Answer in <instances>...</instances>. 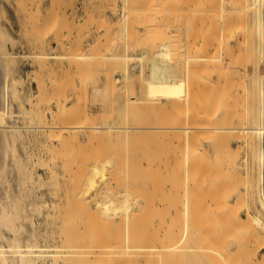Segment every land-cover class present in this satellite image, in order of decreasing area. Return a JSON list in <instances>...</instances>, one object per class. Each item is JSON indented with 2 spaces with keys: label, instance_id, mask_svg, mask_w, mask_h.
Here are the masks:
<instances>
[{
  "label": "rangeland",
  "instance_id": "1",
  "mask_svg": "<svg viewBox=\"0 0 264 264\" xmlns=\"http://www.w3.org/2000/svg\"><path fill=\"white\" fill-rule=\"evenodd\" d=\"M194 1L195 0H0V27L3 26V29L5 28L10 38H13L12 40L15 41V50L17 49L16 52L20 53V56L17 58L16 67L13 70V76L20 80V83H18V90H16L20 101L12 100V103L14 102L12 105L13 110L15 111L13 115L15 116L12 115L13 117H10V123L22 124V126L28 123L31 127L32 125L34 126V129L30 128V131L24 128V134H27L24 139H20L17 143L18 155H20L18 159L11 158L9 160L12 166L11 176L14 183L16 182L15 184H17L20 177V173H18L19 170L17 169L19 163L23 169L34 171L37 181H40V175L43 177V179L41 178L43 184L39 186L37 184L39 188L33 186L32 194H43L44 199L48 200L49 206H44V209L47 210L41 211L38 217L40 225H42L40 227L43 231L46 232L47 230L45 229L47 228L49 232L53 230L56 232V238L50 239L52 243L62 242L59 235L62 234V231L65 233L63 229L66 228V233H73L76 236L79 235V233V236L83 235L84 237L88 235L90 238L91 234H94V236L96 235L95 237L97 240L91 239L90 242L95 241L96 243L97 241L102 245H106V243L108 245H114L113 241L115 242V235L120 231L119 229H122L121 232H124V228L128 230L133 224V219L136 218L133 212H130L131 210H129V205L126 202L127 200L123 199L125 197H121V187L119 186L120 184L117 185L116 182L118 180L117 178H124V174L121 176L123 173H121V171L124 169L125 174L129 172L139 178L146 177L145 179L150 180L151 191L152 187L155 189V186L158 185L155 184L156 182L160 184L164 180V185L161 183L162 185H160L162 187L160 185L158 186L163 188V190L166 188L165 192L162 193L163 191L158 187V193L155 190L152 192V197H154V199L152 197L149 199L152 205L148 202L150 205L149 210L156 209L153 207L155 206L153 204L158 203L156 204L157 207L158 205L160 206V208H158L159 210H151L153 211V217L154 214L155 216L157 215L155 212L158 211H160L158 215L164 211V215L171 214L174 217L175 207L179 206V208H182V203L184 201L186 202L185 209L187 211H185L186 213L188 212V216L186 213L183 215L181 211L182 220L184 221L182 222L185 223L184 228L186 229L182 245L184 248L195 245L197 249L199 250L200 248L201 251L196 250V253H198L196 258L189 257L191 258L188 259L189 262L185 260L187 259L185 254V261L181 262V264H211L212 261L214 263L218 257L219 259L221 258L220 263L225 264L226 260L223 261L222 255L219 254V252L217 254L215 251L219 245L225 247L224 249L227 250L225 256L227 259H230L228 260L231 264H264V248L262 247L264 246V228L263 225L261 227V224L257 221L260 215L257 209L260 198L259 194L255 191L258 186L257 181H259L260 171L262 170L264 172V155L261 157L262 152L264 154V140L262 146L257 135L251 133V131H253L252 127H254L252 124L259 118V106L262 101L264 102V90L261 89L264 87V29L261 34L262 36H260L256 27V5L254 0H196L199 6H197V3ZM262 4L261 9L264 16V1ZM26 5L28 8L32 6L35 11L32 10L34 14L31 16L28 8L24 10ZM36 6L37 9H35ZM194 7L196 11L199 9L197 12L198 14L193 9ZM211 7H214V10ZM24 11L29 12H26V14ZM192 11L195 15L197 14V16L201 13L202 16L207 18H200L201 15L198 17L196 16V18L194 17L195 15L193 16L195 21L198 22L197 27H205L206 31L205 29H198L194 26V19L193 23L192 20H190L193 14ZM189 12H192V14ZM204 12L206 14L210 12L208 14L209 16ZM183 14L187 16H183ZM28 15L30 17H28ZM150 17H152L153 20ZM162 17H164V19ZM166 19L169 20L168 25L166 24ZM179 19L181 21L187 20L188 23L186 21V23H181ZM189 20L191 23H189ZM154 21L155 23L157 21L158 23L162 21V24H157L156 27L154 23L152 24ZM163 22L167 25V29ZM210 22L212 23L208 25ZM206 25H208V27ZM159 26H164L163 28H165V30H158ZM155 27L156 29L153 30L152 28ZM148 29L149 31L153 30V34L151 31V35L147 33ZM196 29H198L199 35H197ZM154 31H157V34L154 33ZM162 32L165 34L163 35ZM203 33L205 35H203ZM55 37L57 40L54 39ZM193 38L197 42L192 44ZM221 38H223L222 43ZM59 39H62L63 42L61 43ZM149 41L150 44L148 43ZM209 42H213V44H207ZM218 42L221 46L218 45ZM140 45H142V47ZM146 45H151L153 49L155 47L154 50L161 52L160 54L163 55L171 53L170 55L175 56L177 53L180 57H185L183 59L178 57V59L182 60L181 64V62L172 59L174 56H169L176 66V72L179 78H182L183 76L181 75L185 74L184 77L180 79L181 82L179 80L180 83L184 81L186 86V83L190 79L199 82L195 83L190 81L187 83L188 85L186 87L182 86L183 89H189L190 95L188 99H184L187 89L184 93L182 89L178 92V97H180L178 103V97H176L177 100H175L174 103V95L167 96L169 99L172 98L171 101L167 102L169 105L171 103L173 107L169 106L167 102L164 101L166 102V107L164 104L163 105L167 108L165 109L162 105L163 101H161L162 103L157 102L156 104V101L152 102L149 96H145L143 88L147 86V84L155 81V74L161 73V67L159 65H151L147 58H145L147 60L140 61L137 57L131 58L129 55L136 56L140 54L142 48ZM186 49L190 52L189 56L191 54L194 56L197 55L194 59H197L198 56H204V54L207 53L206 51L210 52L208 54L212 53L211 57L214 56L215 58H211V61L208 57L209 55L207 56L209 59L206 58L205 55V59L202 57V59H204L203 62H201V58L199 59V63L201 62V64L197 61L198 64L194 63L195 65L192 66V63H190L191 59H189V61L186 59L188 55V53L186 54ZM163 50L166 53H163ZM41 51L46 53L37 55V53ZM217 51H219V54ZM151 52L150 49H145V54H150ZM159 52L156 53L157 56ZM48 53L64 55L50 56ZM193 57L190 56L188 58ZM184 59L190 63V65L188 63L189 66L185 64L186 62H184ZM215 59L218 60L216 63ZM219 60L223 61L220 62ZM187 71L189 72L187 75L189 74V76H191L190 78L186 75ZM106 74L107 76H105ZM121 74H124L125 78H127V74H132V79L130 78V80L132 83L136 82L135 85L137 84V86H134L132 89L130 82L126 79L127 81L121 85L122 93L113 91L115 94L117 93V95L113 94V99H110L112 93L110 95L109 92L114 88L113 79L115 76ZM108 76L110 82L107 88L108 91H106V89H103L107 84L106 79ZM92 77H95L94 79L97 81ZM172 79L175 78L172 77ZM91 80H93V83H91ZM97 86H102L103 89L100 91L96 88ZM193 86L195 89L197 88L196 90L198 93L196 92V96L194 95L195 92L192 93ZM118 87H120V85ZM131 91L136 92L135 94L140 97L142 96V98L145 97L147 100L150 99V101L148 100L149 102L142 103L140 98H137L135 109L126 111L123 108L118 112L117 106L120 99L123 98L122 100H124L125 103L129 102V100L132 99L130 96ZM181 94L182 96H180ZM102 95L103 98L101 97ZM195 97L197 98L196 101ZM210 97L213 99L210 100ZM99 100H101V102ZM113 100H117L118 102L115 104L114 101L113 104L111 102ZM59 101H62L61 104L64 102L63 105H65H57ZM181 101H183V103L180 105L179 102ZM197 102L199 103L197 104ZM208 102L210 104L208 106L209 110L204 107ZM111 103L114 108L112 111ZM149 103L151 104L149 105ZM176 103L181 107L177 106ZM200 103L203 105L204 109L199 106ZM195 104L199 106L198 109L201 108L200 111L196 110L199 111L197 114L200 113L196 116L194 112L192 113L191 111L193 107H195ZM167 105L170 108H168ZM197 105L196 109L198 107ZM223 107L226 109L224 110ZM175 108L176 110L174 111L173 109ZM177 108H180V110L182 108L184 113L183 111H178ZM168 109L171 111H168ZM65 110L69 118L67 119V123H69L67 125H70L73 130H69L71 134L67 133L64 135L63 139H65L66 136V140L63 141L62 146L59 136L57 137V133L60 131H53L56 137L50 141L47 139L46 133L37 128L42 120L57 121L61 118V115L66 116ZM187 110L191 111L189 118L185 116ZM204 111H207V113L205 114ZM16 112H19V114H16ZM175 112L177 115L180 114L184 116L183 124L185 127H188L189 133L186 135L188 137H186L187 140L184 141L185 145L183 144L185 137L184 139L182 137L183 133L185 136V132L180 131V135L178 134L179 137L182 135L180 137L182 138V142H180L182 144H179V146H177V140L179 138H174V136L170 134L168 137L166 132H161L163 128L166 127L168 118L176 115H173ZM210 113H213L214 116ZM109 115L113 121H121L125 131H128L130 127H133L135 131L137 129L144 131L143 128H147L152 133H149V131L148 133L144 132L145 134H140L141 136L138 134L135 136H125L120 138L122 140H117L118 138H112L104 134H102V136L100 135L101 137H99V140L98 138L95 139V135L94 137H90V134H95L96 131L89 129L88 125H91V123L92 125L96 124L98 121L101 122L103 118L106 117L107 119ZM203 115H211V117L207 118V116L205 117ZM39 116L42 117L39 118ZM110 116L109 120L112 122ZM195 119L197 121L199 120L198 123ZM32 130H37V132H32ZM50 131L48 130L47 134L51 133L52 135V130L50 129ZM153 131L158 133H153ZM181 132L183 133L181 134ZM39 134L41 135L39 136ZM99 134L101 133L99 132ZM197 135L198 137H196ZM251 136H253V139ZM163 137L165 140H162ZM173 138L175 140H173ZM5 139L7 138L5 137ZM114 139L119 142L117 143ZM90 141H92L93 145ZM173 142H175V144ZM185 142H188V144ZM120 143L122 144L121 147L119 146ZM48 145L53 149L50 151V153L53 152L52 155L49 154L47 150ZM123 145L125 146L124 148ZM181 146L186 147L182 148ZM59 148L62 149L59 150ZM120 148H122V152ZM54 161L57 163H54ZM147 163L148 167L146 169ZM23 164L24 166H22ZM53 164H55L54 167ZM52 170H54V173H52ZM185 170L189 172L192 171L189 178L186 176ZM187 178L190 181L184 183L187 188L185 195L183 194V189L181 192L178 190L179 193H177V185L179 189L180 182L182 187V183L187 180ZM153 179H157L159 182L157 180L153 182ZM171 181H176L178 183H176L177 185L175 184L176 187H173V192L171 190L169 191L171 187L170 183H172ZM217 181L219 184L221 182L224 187L222 184L218 186L219 184H217ZM152 182L155 185H153ZM32 185L31 183L30 186L32 187ZM150 188H148L149 191ZM225 192H227V195ZM147 195L148 194H146V196ZM162 204L165 205V207H162ZM174 204H176L175 207L172 206ZM229 205H231V207ZM227 209L229 212L225 211ZM171 211L174 212L169 213ZM219 213L222 217H220L221 215ZM66 214V217H68L67 219L65 217ZM162 214L163 213H161V215ZM249 214L251 216H249ZM185 215L186 217L184 219L183 216ZM44 216L47 217V219H44ZM160 217L158 218V216H156L158 220L161 219ZM168 217L169 216L162 219L165 221V218ZM180 218L177 220V223L179 221L181 224ZM215 219L216 221H214ZM249 219L253 221L252 225V221ZM43 220L45 221L44 223ZM167 221L170 223L171 217L170 219L168 218ZM183 223L181 225H183ZM222 223H226V225H222ZM117 226L119 227L118 230ZM68 227L72 228L68 229ZM252 228L253 230L255 229L253 232L251 230ZM257 229L258 231H256ZM221 230H223V232ZM225 230L228 235L224 233ZM121 232L118 233L121 234ZM196 232H198V235ZM219 232L220 234L224 233L221 235L223 238L227 235L224 238L226 242L221 239V236H217ZM124 233H126L128 237V231ZM234 234H236L237 237ZM259 234L262 235V238ZM227 237L229 238V242H227ZM119 238L122 237H118L117 240ZM136 239L137 251L141 250L145 252L153 242V238H150V235L144 231L134 233V242ZM259 239L263 240L260 241ZM222 240V244L225 242L226 246H229V249L221 244ZM216 243L217 246H214ZM197 244L200 246L199 248ZM244 245L247 247L245 246L244 248ZM212 247H214V249H212ZM118 248L123 249L122 245L118 246ZM202 249L205 252L202 253ZM220 249L224 251V249ZM204 253H206V258L204 257ZM107 255L108 254L104 255L105 260H102L103 263L101 261L99 263L98 261L97 264H146V257H139L134 263H131L126 260H131L133 258L124 257L120 259V262H116L117 258H111V255L114 256L113 254L109 255V257ZM225 256L223 257L226 259ZM219 259L216 260L218 263ZM161 260L162 258H160V256H155L152 258V264H163L160 262ZM71 263L75 264L74 262L67 264ZM92 263L94 264L96 261H90V264ZM176 263L180 264L177 260ZM218 263L215 262V264ZM86 264H89V262ZM169 264L172 263L170 262Z\"/></svg>",
  "mask_w": 264,
  "mask_h": 264
},
{
  "label": "bare ground",
  "instance_id": "2",
  "mask_svg": "<svg viewBox=\"0 0 264 264\" xmlns=\"http://www.w3.org/2000/svg\"><path fill=\"white\" fill-rule=\"evenodd\" d=\"M199 1V0H198ZM204 1V0H203ZM202 1V2H203ZM209 1V0H208ZM214 1V0H213ZM213 1H211V2H213ZM216 1V0H215ZM219 1H222V0H219ZM233 1V0H232ZM263 1L264 0H254V2H255V5H256V18H255V20H256V22H257V24H256V27H257V30H258V32L260 33V36H262L261 34H262V31H263V29H264V16H263V13H262V3H263ZM33 2V1H32ZM35 2V1H34ZM127 2V1H126ZM194 2H196V0L194 1ZM36 3V2H35ZM197 4V6H199V4H198V2H196ZM205 3H207V2H205ZM210 3V2H209ZM221 3H223V2H221ZM220 3V4H221ZM29 4V3H28ZM31 4V3H30ZM33 4V3H32ZM126 4V3H125ZM195 4V3H194ZM203 4V3H202ZM202 4H201V6H202ZM208 4V3H207ZM211 4V3H210ZM34 5H36V4H34ZM33 5V6H34ZM214 5V4H213ZM221 5H223V4H221ZM28 6H30V5H28ZM215 6V5H214ZM203 7V6H202ZM205 7V6H204ZM220 7V6H219ZM25 8V9H24ZM23 9L24 10H26L28 7H27V5H26V7H24ZM198 8V7H197ZM208 8V7H207ZM212 9L214 8V7H211ZM4 9H5V7H4ZM35 9H37V6L35 7ZM194 10H195V7L193 8ZM18 10V9H17ZM28 10L30 11H26L27 13L29 12L30 13V16L32 15V14H34L33 12H32V10H33V7L31 6V7H29L28 8ZM48 10V9H47ZM189 10V9H188ZM193 10V11H194ZM199 10V9H198ZM198 10L196 11L195 10V12L197 13L198 12ZM214 10V9H213ZM3 11V10H2ZM34 11V10H33ZM49 11V10H48ZM85 11V10H84ZM191 11V10H190ZM192 11V12H193ZM7 12V11H6ZM20 12V11H19ZM25 12V11H24ZM25 12V13H26ZM35 12V11H34ZM68 12V11H67ZM86 12V11H85ZM188 12V11H187ZM192 12H189V13H191L192 14ZM211 12V11H210ZM209 12V13H210ZM26 13V14H27ZM87 13V12H86ZM90 13V12H89ZM205 13V12H204ZM208 13V14H209ZM213 13V12H212ZM212 13H211V16H212ZM4 14V13H3ZM49 14V13H48ZM48 14H46V15H48ZM64 14V13H63ZM187 14V13H186ZM184 15L183 14V16H187V15ZM190 14V15H191ZM198 14V13H197ZM197 14L195 15L194 14V12H193V14L191 15L192 16V18H191V16H190V20H192V23L195 21V19H194V17L196 18V16H197ZM206 14V13H205ZM208 14H206L207 16H209ZM84 15V14H83ZM182 15V14H181ZM195 15V16H194ZM201 15V13L198 15V16H200ZM29 15H28V17H30ZM194 16V17H193ZM197 16V17H198ZM202 16V15H201ZM200 16V18H203V19H207L205 16H202L201 17ZM155 17V16H154ZM213 17V16H212ZM211 17V18H212ZM25 18V17H24ZM150 18H152V17H150ZM161 18V17H160ZM163 19H164V17H162ZM180 18H181V16H180ZM187 18V17H186ZM185 18V19H186ZM209 18V17H208ZM163 19H161V20H163ZM193 19H194V21H193ZM145 20V19H144ZM150 20V19H149ZM152 20H153V18H152ZM158 20V19H157ZM167 20V22H166V24L168 25V22H169V20L168 19H166ZM189 20V21H190ZM199 20V19H198ZM137 21V20H136ZM151 21V20H150ZM156 21V20H155ZM155 21L154 22H152V24L154 23V26H156L157 27V24H162L161 22H159L158 23V21L155 23ZM160 21V20H159ZM181 20L179 19V22H180ZM188 23V21L187 20H182L181 21V23L182 22H184V23H186V22ZM201 21H202V19H201ZM204 21V20H203ZM208 21V20H207ZM143 22V21H142ZM147 22V21H146ZM138 23V22H137ZM143 23H145V22H143ZM147 23H149V22H147ZM164 23V25H165V22H163ZM172 23V22H171ZM173 23H174V20H173ZM177 23V22H176ZM189 23H191V21L189 22ZM198 22L197 21H195V23H193V24H195L194 26L195 27H197V24ZM212 22H210V23H208V25L209 24H211ZM150 24V23H149ZM148 24V25H149ZM167 25H165V28H166V26ZM201 25H203L202 23H201ZM200 25V26H201ZM208 25H206L207 27H208ZM1 26V25H0ZM149 27V26H148ZM152 27V26H151ZM156 27L155 28H152L153 30H155L156 29ZM161 26H159V28H158V30L159 29H161L160 31H162V30H165V28H163L164 26H162L161 28H160ZM202 27V26H201ZM201 27H199L200 29H205V27H204V25H203V27L204 28H201ZM212 27H213V25H212ZM227 27V26H226ZM146 28H147V26H146ZM198 28V27H197ZM198 28V29H199ZM167 29V28H166ZM198 29H196V33H197V35H199L198 34ZM146 30V29H145ZM152 30V31H153ZM171 30V29H170ZM225 30V29H224ZM144 31V30H143ZM151 31V30H150ZM150 31H149V29H148V32L147 33H150ZM151 31V32H152ZM159 31V32H160ZM201 31V30H200ZM205 31H206V29H205ZM157 31H154V33H156ZM204 32V31H203ZM146 33V34H147ZM163 33V32H162ZM195 33V34H196ZM212 33V32H211ZM152 34H153V32H152ZM157 34V33H156ZM160 34V33H159ZM165 33H163V35H164ZM206 34H207V32H206ZM141 35H142V33H141ZM144 35V34H143ZM150 35H151V33H150ZM197 35H195L196 37H198ZM203 35H205L204 33H203ZM214 35V34H213ZM148 36H149V34H148ZM194 36V38L196 39V37ZM225 36V35H224ZM57 37V36H56ZM56 37L54 38V39H56ZM210 37V36H209ZM58 38H60V37H58ZM150 38V37H149ZM149 38H148V40H149ZM166 38V37H165ZM171 38V37H170ZM194 38H193V41H192V44L193 43H196L197 41L196 40H194ZM204 38V37H203ZM206 38H207V36H206ZM261 38V37H260ZM13 39V38H12ZM11 38H10V36L7 34V32H6V30H5V28L3 29V26L2 27H0V264H67V263H70V262H74L75 264H86L87 262H89V264H90V261H92V262H94V261H96V263H94V264H97V262L99 261V263H100V261L102 262V260L104 259V255H106V254H108L107 256L109 257V255H111V254H113L114 256H112L111 255V258H113V259H116L117 261L116 262H120V259H122V258H124V257H130V258H133V259H131V260H126V261H129V262H131V263H134L139 257H146L145 258V263L146 264H152V258L153 257H155V256H160V258H162V260L160 261L161 263H163V264H169L170 262L173 264V262H174V260H175V262H174V264L176 263V260L178 261V263H180L181 264V262H184L185 260H188V259H191V258H196V255L198 254V253H196V250H198L197 249V247L195 246H193L192 245V247H194V248H192L191 246H187V247H183V242H182V240H183V238H184V232H185V228H184V224L185 223H183L184 221L182 220V214H181V211H182V213H183V215L186 213V207H185V204H186V202L184 201L183 203H182V205L181 206H183L182 208H179V206L177 207H175V205L176 204H174V205H172L173 207H175V212L174 211H171V212H169V213H172V212H174L173 214H174V217H173V215H171V214H166V215H164V211H162L161 213H163L162 215H161V213H160V215H158V212H160V211H158V212H155L157 215L156 216H158V218L160 217V216H162V217H160L161 219L160 220H158L157 218H156V216H155V214H154V217L152 216L153 215V211H151V210H159L158 208H160V206L158 205V207H157V205L156 204H158V203H156V204H153V205H155V206H153L154 208H156V209H151V210H149L150 209V205H152L151 203H150V197H152V192H154V190L157 192V189L159 190V188L163 191L162 193H164L165 192V189L163 190V188H161L162 186V184L161 183H163V185H164V180L159 184V183H155V184H158V185H160V186H155V189H153L154 187H152V191H151V188H150V180H148V179H145V178H139V177H137V176H135L134 174H132V173H124L125 172V170L123 169V171H121V176H123V174H124V178H122V177H120V178H117L118 180L116 181L117 182V185H119L121 188V190H120V194H121V197H125V198H123V199H126L127 201V203H128V205H129V210H131L130 212H133V215H135L136 216V218L135 219H133V224L129 227V229L128 230H125V228L123 229V231L125 232V231H128V237H127V234L126 233H124V232H121V228L119 229V227L117 226V230L119 229L120 231H118L119 233L121 232V234H119L117 231V233H118V235H117V233H116V235H115V242L113 241V244L114 245H112V244H109V245H112V246H109L107 243H106V245H102L101 243H98L97 241H96V243H95V241L94 240H97L96 239V235L94 236V234L92 235L91 234V238L90 237H88V235H86V236H84L83 237V235L82 236H79L80 235V233H79V235H75V234H73V233H71V234H73V235H71L70 233H66V231L65 230H67L66 228L65 229H63L64 230V232L65 233H63V231H62V234H60L59 235V237H60V239H61V243H52L51 241H50V239H54V238H56V232L53 230V231H51V232H49L48 231V229L46 228L45 230H47L46 232L45 231H43L42 230V228L40 227V226H42V225H40V221H39V217H38V214L41 212V211H44V210H47V209H44V206H49V204H48V200L47 199H44V196H43V194L42 195H33L32 193V191H33V186L35 187V186H37V184H38V186L40 185V184H43V181H42V179H43V177L40 175V181H37L36 180V177H35V172L34 171H32V170H28V169H23L22 167H21V164H19L18 163V165H17V169L19 170V172H18V170H17V172L18 173H20V177H19V179H18V183L17 184H15L14 183V181H13V179H12V166L10 165V163H9V160L12 158V159H18V157H19V155H18V148H17V143H18V141L20 140V139H24V137L26 136V134H24V128H26V129H28V131H30V128L31 129H34V126L32 125V127L30 126V125H28V123H27V125H23L22 126V124L20 125V124H13V123H10V117L13 115V114H15L14 112V110H13V103H12V100L14 99L15 101L17 100V101H20L19 99H18V96H17V91L16 90H18V83H20V80L17 78V77H15V76H13V70L15 69V67H16V63H17V58L20 56V53L19 52H16V50H15V41H13ZM211 39V38H210ZM209 39V40H210ZM212 39H213V37H212ZM215 39V38H214ZM57 40V39H56ZM60 40V42L62 43L63 41H62V39H59ZM58 40V41H59ZM206 40V39H205ZM208 40V41H209ZM216 40V39H215ZM220 40V39H219ZM222 40H223V38H221V43H222ZM214 41V40H213ZM57 42V41H56ZM223 42H225V41H223ZM60 43V44H61ZM139 43H141V42H139ZM149 44H150V41L148 42ZM219 43V42H218ZM205 44V43H204ZM207 44H213V42H209V43H207ZM37 45V44H36ZM35 45V46H36ZM64 45V44H63ZM62 45V46H63ZM137 45H139V44H137ZM180 45V44H179ZM178 45V46H179ZM196 45V44H195ZM218 45H220V43L218 44ZM141 47H142V45H140ZM183 46V45H182ZM213 46V45H212ZM221 46V45H220ZM40 47V46H39ZM152 46L151 45H146V46H144L143 48H142V51H141V53L140 54H138V55H136V56H133V55H129L131 58H134V57H137L138 59H140V61H143V60H149L148 62L151 64V65H155V66H160L161 67V73L160 74H155V76H156V79H155V81L154 82H152V83H149V84H147V86H145V84L143 83V85L145 86L144 88H143V92L145 93V96L147 95V96H149L150 97V99L152 100V102L153 101H156V104H157V102H159V103H162L161 101H163V103H162V105L164 104H166V102L167 101H171V99H169L167 96H170V95H174V97H173V102L175 103V100H177L176 99V97H178V92H180L183 88H182V86L183 87H186L188 84L187 83H189L190 81H192V82H195V83H199V82H197V81H195L194 79H193V77H192V79L194 80H189V78L191 77V76H189V74L187 75V73H189L188 71L186 72V75H187V77H189L188 78V82L186 83V86H185V83H184V81H182V83H180L181 82V80L180 79H182L183 77H184V72L182 71V73L184 74V75H181V76H183L182 78H179V75L177 74V72H176V66H175V64L173 63V60H171L170 59V57L169 56H174V55H170V54H165V55H163V54H160L161 52H159V51H156V50H154L155 49V47H154V49L152 48ZM206 47V46H205ZM35 48V47H34ZM192 48H193V46H192ZM197 48V47H196ZM140 49V48H139ZM145 49H150L152 52L150 53V54H145ZM184 49V48H183ZM189 49V48H188ZM208 49V48H207ZM222 49V48H221ZM261 49H262V46H261ZM42 50H44V49H42ZM47 50V49H46ZM165 50V49H164ZM163 50V53H166L165 51ZM175 50H176V48H175ZM215 50H216V48H215ZM185 51V50H184ZM191 51V50H190ZM194 51V50H193ZM202 51V50H201ZM35 52V51H34ZM138 52V51H137ZM157 52H159V54H158V56H157ZM196 52V51H195ZM207 53H205L204 54V56L206 57V58H212L213 59V57H211V54H208V53H210V52H208V51H206ZM215 52V51H214ZM218 52V54H219V51H217ZM44 53H46V52H43V51H41V52H39V53H37V55H39V54H44ZM176 53V52H175ZM185 53V52H184ZM188 53V55L186 56V59L189 61V59H191L190 60V63H192V66L193 65H195V64H198L199 63V59L201 58L202 59V57L204 58V56H202V57H199L198 56V58L197 59H194L195 57H197V55L196 56H194L193 54H191L190 56L191 57H193V58H188V57H190L189 56V54H190V52H188V50L186 49V54ZM192 53V52H191ZM199 53V52H198ZM197 53V54H198ZM50 56H62V55H64V54H50V53H48ZM195 54V53H194ZM22 55H24V54H22ZM26 55V54H25ZM28 55V54H27ZM199 55V54H198ZM209 55V56H208ZM214 55H215V53H214ZM177 56V57H176ZM208 56V57H207ZM216 56V55H215ZM229 56V55H228ZM23 57V56H22ZM25 57V56H24ZM174 57H176L177 59H178V57L180 58V59H183V58H185V57H180V55L178 54L177 55V53H176V55L174 56ZM172 58V59H174V61H179V62H181L182 60H180V59H176V58ZM145 58H147V59H145ZM208 58V59H209ZM215 58V57H214ZM221 58V57H220ZM194 59V60H193ZM205 59V58H204ZM204 59H202L201 60V62H203L204 61ZM212 59H211V61H212ZM219 59V58H218ZM185 61V59H184V62H186L185 64H187L188 65V61ZM196 60V61H195ZM216 61H215V63L218 61L217 59H215ZM197 61H198V63H197ZM220 61V60H219ZM221 61H223V60H221ZM220 61V62H221ZM226 61V60H225ZM201 62L199 63V64H201ZM228 62V61H227ZM190 63H189V65H190ZM195 63V64H194ZM214 63V64H215ZM138 64V63H137ZM178 64V63H177ZM181 64H182V62H181ZM180 64V65H181ZM184 64V63H183ZM184 64V65H185ZM203 64V63H202ZM213 64V65H214ZM222 64V63H221ZM180 65H178V66H180ZM188 65V66H189ZM181 67V66H180ZM193 68V67H192ZM198 69V68H197ZM183 70V69H182ZM194 70L196 71V69H195V67H194ZM200 70H201V67H200ZM195 71H194V73H195ZM96 72H98V71H96ZM104 72V71H103ZM197 72H199V71H197ZM211 72V71H210ZM93 73V72H92ZM101 73V72H100ZM99 73V74H100ZM181 73V74H182ZM193 73V74H194ZM212 73H213V71H212ZM192 74V75H193ZM198 74V73H197ZM134 75H136V74H134ZM194 75H196V74H194ZM105 76H107V74L105 75ZM125 75L124 74H121V75H117V76H115L114 77V79H113V84H114V88L111 90V92H109V94L111 95V93H112V95H111V97H110V99H113L112 98V96H113V94H115V92H113V91H116L117 93H122V91H121V85H123V83H125L127 80H128V82H130V85H131V88L133 89V87L134 86H137V84L135 85V83L136 82H133L132 83V81L130 80V78L132 79V74H127V78H125L124 77ZM211 76V75H210ZM209 76V77H210ZM34 77V76H33ZM172 77L173 78H175V79H172ZM212 77V76H211ZM259 77H260V75H259ZM93 78V77H92ZM95 78V77H94ZM93 78V79H94ZM99 78V77H98ZM134 78V77H133ZM195 78V77H194ZM31 79V78H30ZM127 79V80H126ZM140 79V78H139ZM201 79V78H200ZM203 79V78H202ZM211 79V78H210ZM94 80H96V79H94ZM102 80V79H101ZM135 80H136V78H135ZM179 80H180V82H179ZM198 80V79H197ZM92 82L91 83H93V80H91ZM97 81V80H96ZM204 81V80H203ZM202 81V82H203ZM206 81V80H205ZM216 81V80H215ZM221 81V80H220ZM109 82H110V78H109V76H108V78L106 79V85H105V88L103 89V87L102 86H97L96 88L97 89H99L100 91L103 89V90H105L106 89V91H108L107 90V88L109 87ZM142 82V81H141ZM210 82H211V80H210ZM95 83V82H94ZM139 83V82H138ZM194 83V84H195ZM210 84V83H209ZM215 84V83H214ZM220 84V83H219ZM120 85V87H118ZM140 85V84H139ZM196 85V84H195ZM198 85V84H197ZM216 85V84H215ZM207 86V85H206ZM211 86V85H210ZM217 86V85H216ZM194 87V86H193ZM208 87H209V85H208ZM199 88V87H198ZM212 88V87H211ZM93 89H94V87H93ZM135 89H136V87H135ZM187 89V92H186V97L184 98L185 100L186 99H188L189 98V89L188 88H186ZM186 89L184 88L183 90L184 91H182L183 93L186 91ZM193 90H192V93H194L195 92V96H196V92H197V88L195 89V87L194 88H192ZM195 89V90H194ZM261 89H263L264 90V87L263 88H261ZM262 90V91H263ZM146 91V92H145ZM200 91V90H199ZM142 92V93H143ZM202 92V91H201ZM104 93H105V91H104ZM108 93V92H107ZM106 93V94H107ZM117 93L115 94V95H117ZM136 92H134V91H131V94H130V96H131V100H129V102H127V103H125V101L124 100H122V99H120V101H119V104H118V106H117V110H118V112H120L121 111V109H123L124 108V110H126V111H129L130 109H135L136 108V103H137V98H140V101L142 102V103H147V102H149L150 101V99H148L147 100V98L145 99V97L144 98H142V96L140 97V96H138L137 94H135ZM198 93V92H197ZM264 93V92H263ZM69 94V93H68ZM103 94V93H102ZM176 94H177V96H176ZM201 94V93H200ZM61 95H63V94H61ZM121 95V94H120ZM199 95V94H198ZM263 95V94H262ZM146 96V97H147ZM180 96H182V94L180 95ZM208 96V95H207ZM211 96H214V95H211ZM264 96V95H263ZM102 98H103V95L101 96ZM116 97V96H115ZM118 97V96H117ZM148 97V98H149ZM160 97V98H159ZM199 97V96H198ZM67 98V97H66ZM69 98V97H68ZM205 98V97H204ZM60 99V98H59ZM105 99V98H104ZM118 99H119V97H118ZM179 99H180V97H178V100H177V103H178V101H179ZM184 99L182 98V100L184 101ZM199 99H200V97H199ZM211 99H213V98H211L210 97V100ZM13 100V101H14ZM197 100V98L195 97V101ZM264 100V99H263ZM100 102H101V100H99ZM109 101V100H108ZM114 101H115V104H116V102H118L117 100H113V101H111L113 104H114ZM164 101H166V102H164ZM183 101H181V102H179V104L181 105V103H183ZM199 101V100H198ZM203 101V100H202ZM223 101V100H222ZM260 101V100H259ZM61 102L62 101H59L58 103H57V105H59V106H64L63 105V103L61 104ZM110 102V101H109ZM206 102V101H205ZM111 103V104H112ZM155 103V102H154ZM176 103V105L177 106H179L178 104ZM195 103V102H194ZM199 102H197V104H198ZM204 103V102H203ZM213 103H214V100H213ZM221 103V102H220ZM228 103V102H227ZM113 104L111 105L112 106V108H111V111L114 109L113 108ZM151 103H149V105H150ZM167 104H168V102H167ZM173 104V103H172ZM197 104H195V107H193V109L191 110L192 111V113L194 112V115L196 116V115H198V114H200V113H198L197 114V112H199L200 111V109H198L199 108V106L200 107H202L203 109H204V107H205V109H207L208 108V106L210 105L209 104V102L206 104V106L204 105V107H203V105L200 103L199 104V106L197 105ZM223 104H224V102H223ZM164 105H163V107H164ZM169 105V104H168ZM168 105H167V107H168ZM176 105H175V107H176ZM196 105L198 106L197 107V109H196ZM216 105V104H215ZM226 105V104H225ZM45 106V105H44ZM90 106H92V105H90ZM96 106V105H95ZM169 106H171V103H170V105ZM194 106V105H193ZM222 106V105H221ZM220 106V107H221ZM47 107H48V105H47ZM52 107V106H51ZM66 107V106H65ZM65 107H64V109H65ZM96 107H98V106H96ZM165 107H166V105H165ZM164 107V108H165ZM171 107H173V105L171 106ZM179 107H181V106H179ZM260 107V109H259V118H258V120H256L255 121V123H253L252 125H254V127H252V129H253V131H251V127H250V131H251V133H253V134H256L257 135V137L259 138V140H260V143H262L263 142V140H264V102L262 101L261 102V105L259 106ZM104 108V107H103ZM168 108H170V107H168ZM219 108V107H218ZM217 108V109H218ZM224 108V107H223ZM106 109V108H105ZM116 109V108H115ZM165 109H167V108H165ZM172 109V108H171ZM226 108H224V110H225ZM20 110V109H19ZM174 111L176 110V108L175 109H173ZM177 110L178 111H183V109L181 108V110H180V108L178 109L177 108ZM196 110H199V111H196ZM208 110H209V108H208ZM66 111V110H65ZM110 111V112H111ZM115 111V110H114ZM168 111H171V110H169L168 109ZM173 111V112H174ZM191 111L190 110H187V112L185 113V116L187 117V118H189L190 117V115H191ZM196 111V112H195ZM203 111V110H202ZM218 111V110H217ZM103 112H105V111H103ZM177 112V111H176ZM173 113V115L174 114H176L175 116H173V117H171V118H168V121H166V127H164L163 128V130L161 131V132H163V133H165L166 132V134L168 135V137H169V134L171 135V136H174V138H179L177 141L179 142H177V146H179V144H182V143H180V142H182V138H180L182 135V137H183V139H184V137H185V139L183 140V144H184V141L185 140H187L186 139V137H188V136H186L188 133H189V131H188V127H185V125L183 124V118H184V116L182 115H180V114H178L177 115V113ZM205 112V114L207 113V111H204ZM212 112H214V111H212ZM225 112V111H224ZM224 112H222V113H224ZM19 114V112H16V114ZM93 113V112H92ZM102 113V112H101ZM111 113H113V112H111ZM183 113H184V111H183ZM196 113V114H195ZM215 113H217V112H215ZM171 114V113H170ZM202 114V113H201ZM211 115H213V113H210ZM225 114V113H224ZM113 115V114H112ZM211 115H209V116H207V115H203V116H207V118H209V117H211ZM13 116H15V115H13ZM12 116V117H13ZM110 116V115H109ZM109 116H108V118L106 119V117L105 118H103V120L100 122V121H98V123H96V124H93L92 125V123H91V125L89 124L88 125V128L89 129H91L92 131L94 130V131H96V133L94 134V133H91L90 135V137H94V135L96 136L95 137V139L96 138H98V140H99V137H101L102 136V134H104V135H107V136H109V137H112V138H118L117 140H119L120 138H122V137H125V136H135V135H139V136H141L142 135V133L143 134H145L146 132L148 133L150 130L149 129H147V128H143L144 129V131L143 130H136L135 131V129H133V127H130L129 129H128V131H125L124 129H123V127H122V124H121V121L120 122H115V121H113L112 119H111V116H110V119L112 120V122L109 120ZM202 116V115H201ZM214 116V115H213ZM11 117V118H12ZM42 116H39V118H41ZM94 117H95V115H94ZM168 117H170V116H168ZM198 117V116H197ZM17 118V117H16ZM199 118V117H198ZM15 119V118H14ZM32 119V118H31ZM67 119H69L68 118V114H67V111H66V116H64V115H61V118L60 119H58L57 121H54V120H52V121H46L45 119V121H41V119H40V121H41V124H38V128L37 129H39V130H43V132L44 133H46V137H47V139L48 140H53V138L54 137H56V135L54 134V132L53 131H55V130H57V131H60V132H58L57 133V137L59 136V140H61L60 141V143L62 144L63 143V141L64 140H66V136H65V139H63L64 138V135H66L67 133H69V130H73L72 129V127L70 126V125H67V124H69V123H67ZM106 119V120H105ZM113 119H116V118H113ZM121 119V118H120ZM169 119H170V121H169ZM196 120V119H195ZM18 121V120H17ZM17 121H14V122H17ZM197 121V120H196ZM199 121V120H198ZM198 121H197V123H198ZM13 122V121H12ZM25 122V121H24ZM50 129L52 130V135H51V133H48L47 134V131L49 130L50 131ZM24 130V131H23ZM155 130V129H154ZM27 131V130H26ZM35 130H32V132H34ZM90 131V130H89ZM92 131H90V132H92ZM101 131H103V132H101ZM156 131V130H155ZM155 131H153V133L155 132ZM180 131H183V132H185V136H184V133L183 132H181V136L179 137V133H180ZM35 132H37V130L35 131ZM38 132H40V131H38ZM51 132V131H50ZM72 132V131H71ZM98 132V133H97ZM99 132L101 133V134H99ZM145 132V133H144ZM87 133V132H86ZM149 133H152L151 131L149 132ZM155 133H158V132H155ZM160 133V132H159ZM69 134H71V133H69ZM141 134V135H140ZM179 134V135H178ZM4 135H5V137L7 138V139H5V137H4ZM41 134H39V136H40ZM43 135V134H42ZM45 135V134H44ZM101 135V136H100ZM166 135V136H167ZM178 135V136H177ZM251 135V134H250ZM38 136V137H39ZM145 136V135H144ZM157 136V135H156ZM158 136H159V134H158ZM166 136H164V137H166ZM4 137V138H3ZM163 137V139L162 140H165V138ZM196 137H198V135L196 136ZM252 137V139H253V136H251ZM255 137V136H254ZM40 138V137H39ZM141 138V137H140ZM159 138V137H158ZM162 138V137H161ZM173 138V140H175ZM239 138V137H238ZM258 138H256V139H258ZM94 139V138H93ZM94 139V140H95ZM142 139V138H141ZM251 139V138H250ZM6 140V141H5ZM47 140V141H48ZM88 140H89V138H88ZM115 140V139H114ZM117 140H115L116 142H117ZM120 140H122V139H120ZM160 140V139H159ZM180 140V141H179ZM199 140V139H198ZM115 141H114V143H115ZM145 141V140H144ZM169 141V140H168ZM189 141V140H188ZM58 142V141H57ZM91 142V144H92V141H90ZM97 142V141H96ZM119 142V141H118ZM117 142V143H118ZM164 142H166V141H164ZM214 142V141H213ZM213 142H212V144H213ZM250 142H251V140H250ZM253 142V141H252ZM23 143V142H22ZM98 143H100V142H98ZM169 143V142H168ZM174 144H175V142H173ZM185 143H187L188 144V142H185ZM259 143V144H260ZM43 144H44V142H43ZM46 144V143H45ZM48 144V143H47ZM66 144H68V143H66ZM96 144V143H95ZM197 144H198V142H197ZM255 144V143H254ZM50 145V144H49ZM48 145V147H47V150H48V152H49V154H51L52 155V153H50V151H52L53 149H51V146H49ZM93 145V144H92ZM99 145V144H98ZM97 145V146H98ZM115 145H117V144H115ZM121 143H120V147H121ZM185 145V144H184ZM195 145V144H194ZM256 145H257V143H256ZM62 146H63V144H62ZM65 146V145H64ZM155 146H156V144H155ZM170 146V145H169ZM262 146H263V143H262ZM54 147V146H53ZM117 147V146H116ZM125 146L123 145V148H124ZM182 147V146H181ZM186 147V146H185ZM185 147H182V148H185ZM143 148V147H142ZM193 148H195V147H193ZM62 148H59V150H61ZM92 149V148H91ZM117 149V148H116ZM121 149V152L123 151L122 150V148H120ZM151 149V148H150ZM149 150V149H148ZM116 151V150H115ZM125 151V150H124ZM186 151V150H185ZM140 152V151H139ZM146 152V151H145ZM177 152V151H176ZM117 153V152H116ZM148 153V152H147ZM173 153V152H172ZM32 154V153H31ZM121 155V154H120ZM264 154H263V152H262V155H261V157L263 156ZM29 156H30V154H29ZM119 156V155H118ZM145 156V155H144ZM150 156V155H149ZM31 157V156H30ZM63 157V156H62ZM185 157V156H184ZM56 158V157H55ZM92 158V157H91ZM141 158V157H140ZM149 158V157H148ZM166 158V157H165ZM220 158V157H219ZM42 159V158H41ZM151 159V158H150ZM162 159V158H161ZM174 159V158H173ZM20 160V159H19ZM57 160V159H56ZM61 160H63V159H61ZM104 160H105V158H104ZM103 160V161H104ZM20 162V161H19ZM23 162V161H22ZM52 162V161H51ZM107 162V161H106ZM151 162V161H150ZM188 162V161H187ZM186 162V163H187ZM263 162V161H262ZM54 163H57L56 161H54ZM146 163V162H145ZM159 163V162H158ZM186 163H185V165H186ZM16 164V163H15ZM162 164V163H161ZM54 165L55 164H53V167H54ZM184 165V164H183ZM199 165V164H198ZM219 165V164H218ZM22 166H24V164L22 165ZM50 166V165H49ZM141 166H143V165H141ZM150 166V165H149ZM26 167H27V165H26ZM52 167V168H53ZM147 167H148V163H147V165H146V169H147ZM169 167V166H168ZM185 167V166H184ZM25 168V167H24ZM28 168V167H27ZM51 168V169H52ZM50 169V168H49ZM150 169V168H149ZM186 169V168H185ZM263 169V168H262ZM189 170V169H188ZM186 171V176L189 178V176H190V173H192V171L191 172H189V171ZM197 170H198V168H197ZM53 172L52 173H54V170H52ZM127 171V170H126ZM149 171H151V170H149ZM51 172V171H50ZM135 172V171H134ZM141 172V171H140ZM139 172V173H140ZM147 172V171H146ZM168 172V171H167ZM233 172V171H232ZM51 173V174H52ZM174 173V172H173ZM183 173V172H182ZM185 173V172H184ZM216 173V172H215ZM220 173V172H219ZM56 174V173H55ZM136 174V173H135ZM142 174V173H141ZM151 174V173H150ZM172 174V173H171ZM195 174V173H194ZM163 175V174H162ZM52 176V175H51ZM224 176V175H223ZM152 177V176H151ZM194 177H195V175H194ZM42 178V179H41ZM122 178V179H121ZM188 178H187V180H185L183 183H182V187H181V183L179 182V189H178V183L176 182V181H171L172 183H170L171 185V187H170V189H169V191L171 190L172 191V189H173V187H176L175 186V184L177 185V193H179L178 192V190L181 192V190L183 189V194L185 195V193H186V191H187V188L185 187V185H184V183L185 182H189L190 180H188ZM228 178V177H227ZM152 180V179H151ZM157 179H153V182H155ZM184 180V179H183ZM227 180V179H226ZM50 181V180H49ZM158 181V180H157ZM165 181H168V180H165ZM180 181V180H179ZM215 181V180H214ZM33 184L32 185V187L30 186V184L31 183ZM45 182V181H44ZM119 182V183H118ZM152 182V183H153ZM159 182V181H158ZM170 182V181H169ZM28 183H30V184H28ZM224 183V182H223ZM229 183V182H228ZM257 183H258V186L256 187V193L257 194H259V204H257L258 205V213L260 214H258V215H256V216H258V219L259 220H257V221H259V223L261 224V227H262V225H263V228H264V172L261 170L260 171V174H259V181H257ZM154 183H153V185H155ZM216 184V183H215ZM217 184H219V182L217 181ZM220 184H222L221 182H220ZM220 184L218 185V186H220ZM166 185H167V183H166ZM37 186V187H38ZM222 186L224 187V185L222 184ZM157 187V188H156ZM159 187V188H158ZM39 188V187H38ZM148 188H150V191L148 190ZM227 188V187H226ZM236 188V187H235ZM234 188V189H235ZM216 189V188H215ZM220 189V188H219ZM222 189V188H221ZM148 190V191H147ZM160 190V191H161ZM218 190V189H217ZM226 190V189H225ZM228 190H231V189H228ZM254 190V189H253ZM145 191H147V192H145ZM222 191V190H221ZM37 192V191H36ZM56 192V191H55ZM119 192V191H118ZM149 192V193H148ZM173 192V191H172ZM158 193V192H157ZM219 193V192H218ZM227 192H225V194H226ZM232 193V192H231ZM51 194V193H50ZM145 194V195H144ZM146 194H148L147 196H146ZM151 194V195H150ZM169 194V193H168ZM220 194H222V193H220ZM150 195V196H149ZM155 195V194H154ZM183 195V196H184ZM227 195V194H226ZM159 196V195H158ZM180 197V196H179ZM220 197V196H219ZM148 198V199H147ZM153 199H154V197H152ZM166 198V197H165ZM176 198H177V196H176ZM222 198V197H221ZM159 199V198H158ZM226 199V198H225ZM148 200V201H147ZM54 201V200H53ZM157 201V200H156ZM214 201V200H213ZM150 203V205H149V203ZM222 202H223V200H222ZM68 203V202H67ZM166 203V202H165ZM174 203H177V202H174ZM228 204H229V202H228ZM227 204V205H228ZM163 205V204H162ZM53 206V205H52ZM226 206V205H225ZM230 207H231V205H229ZM162 207H165V205H163ZM161 207V208H162ZM219 207V206H218ZM229 207V208H230ZM257 207V206H256ZM47 208V207H46ZM53 208V207H52ZM69 208H71V207H69ZM172 208V207H171ZM66 209V208H65ZM186 210V211H185ZM220 210V209H219ZM218 211V210H217ZM225 211H228L229 212V210L227 209V210H225ZM56 212V211H55ZM68 212V211H67ZM70 212V211H69ZM50 213V212H49ZM54 213V212H53ZM71 213V212H70ZM218 213V212H217ZM225 213H227V212H225ZM247 213H249V212H247ZM65 214V213H64ZM220 214V213H219ZM231 214V213H230ZM234 214V213H233ZM238 214V213H237ZM60 215V214H59ZM70 215V214H69ZM186 215L188 216V212L186 213ZM186 215L185 216H183V218L185 219V217H186ZM218 215V214H217ZM216 215V216H217ZM221 215V214H220ZM40 216V215H39ZM46 216H48V215H46ZM53 216V215H52ZM67 216V214L65 215V217ZM167 216H169L168 218L170 219V217H171V221H170V223H168V221H167V219L168 218H165V221H164V219H162V218H164V217H167ZM249 216H251L250 214H249ZM72 217V216H71ZM181 219V224L183 223V225H181L180 223H179V221H178V223H177V220L179 219V218ZM220 217H222V215L220 216ZM226 217V216H225ZM230 217V216H229ZM248 217V216H247ZM47 219V217H45L44 216V219ZM49 218V217H48ZM68 217H66V219H67ZM155 218V219H154ZM251 218V217H250ZM50 219H51V217H50ZM65 219V220H66ZM157 219V220H156ZM236 219V218H235ZM238 219V218H237ZM252 219V218H251ZM251 219H249L250 221H252ZM257 219V218H256ZM70 220V219H69ZM230 220V219H229ZM243 220V219H242ZM67 221V220H66ZM183 221V222H182ZM214 221H216V219L214 220ZM223 221H224V219H223ZM249 221V222H250ZM45 221L43 220V223H44ZM46 222H47V220H46ZM85 222V221H84ZM245 222H246V220H245ZM227 223V222H226ZM226 223H222V225L223 224H225L226 225ZM233 223V222H232ZM242 223V222H241ZM252 223H253V221L251 222V225H252ZM235 224V223H234ZM250 224V223H249ZM47 225V224H46ZM216 225V224H215ZM221 225V224H220ZM231 225V224H230ZM236 225V224H235ZM247 225V224H246ZM48 226V225H47ZM70 226H72V225H70ZM81 226V225H80ZM227 226H228V224H227ZM237 226H239V225H237ZM255 226V225H254ZM260 226V225H259ZM45 227V226H44ZM77 227V226H76ZM216 227V226H215ZM223 227H225V226H223ZM253 227V226H252ZM255 227H257V226H255ZM72 228V227H71ZM70 227H68V229H71ZM83 228V227H82ZM239 228V227H238ZM254 228V227H253ZM253 228L251 229L252 230V232L255 230H253ZM262 228V229H263ZM75 229H77V228H75ZM230 229V228H229ZM259 229V228H258ZM258 229L256 230V231H258ZM86 230V229H85ZM84 230V231H85ZM224 230V229H223ZM223 230H221L222 232H223ZM264 230V229H263ZM72 231V230H71ZM146 232V233H148L149 235H150V238H153V242L149 245V247L146 249V251L145 252H143V251H137L136 249H137V239H136V241L134 242V233H136V232ZM214 231V230H213ZM73 232V231H72ZM83 232V231H82ZM215 232V231H214ZM214 232H213V234H214ZM238 232V231H237ZM251 232V233H252ZM197 233V235H198V232H196ZM215 233H217V232H215ZM224 233H226V230H225V232ZM224 233H222V234H224ZM123 234V235H122ZM220 232L217 234V236L219 237V236H221L222 234H220ZM227 234V233H226ZM249 234H250V232H249ZM257 234H258V232H257ZM74 235H75V237H74ZM120 235V236H119ZM122 235V236H121ZM196 235V236H197ZM228 235V234H227ZM227 235H225L224 236V238L227 236ZM235 236H236V234H234ZM253 235V234H252ZM259 236L262 238V235H260L259 234ZM263 236H264V234H263ZM95 237V238H94ZM118 237H122V238H119L118 240H117V238ZM222 237V238H221ZM220 238L221 239H223L224 240V238H223V236H221ZM237 237V236H236ZM250 237V236H249ZM256 237V236H255ZM259 237V238H260ZM90 238V239H89ZM217 238V237H216ZM228 238V237H227ZM226 238V239H227ZM229 238H230V236H229ZM229 238L227 239L228 241L227 242H229ZM258 238V237H257ZM91 239H94L93 241L94 242H90V240ZM220 239V240H221ZM233 239H235V238H233ZM249 239H251V238H249ZM248 239V240H249ZM263 239H264V237H263ZM263 239H261V240H263ZM223 240L221 241V244H222V242H223ZM260 240V239H259ZM258 240V241H259ZM260 240V241H261ZM57 241H59V240H57ZM99 241V240H98ZM225 241V240H224ZM250 241V240H249ZM257 241V242H258ZM259 241V242H260ZM226 242V241H225ZM225 242L222 244V245H225L226 246V244H225ZM92 243V244H91ZM251 243V242H250ZM257 244H259V243H257ZM120 245H122V247H123V249H119L118 248V246H120ZM239 245V244H238ZM250 245V244H249ZM262 245V244H261ZM197 246H198V244H197ZM214 246H217V243H216V245H214ZM245 246L246 245H244V248H245ZM259 246V245H258ZM200 246H198V248H199ZM229 247V246H228ZM227 246H226V248H228ZM247 247V246H246ZM250 247V246H249ZM248 247V248H249ZM263 248H264V246H262ZM117 248V249H116ZM196 248V249H195ZM220 248H222V249H224L225 247H221L220 245H219V247L217 248L218 249V251H217V249L215 250L216 252H217V254H218V252H219V254H221L222 255V258L224 259H222L223 261H225V264H228L230 261V259L228 260L227 259V257L225 256V253H227V250L226 249H224V251L223 250H221ZM194 249V250H193ZM212 249H214V247H212ZM229 249V248H228ZM199 250L201 251V249L199 248ZM198 250V251H199ZM221 250V251H220ZM255 250V249H254ZM213 251V250H212ZM223 251V252H222ZM229 251V250H228ZM203 252H205L203 249H202V253ZM214 252V251H213ZM254 252V251H253ZM215 253V252H214ZM185 254H186V258L187 259H185ZM205 254V258H206V253H204ZM216 254V255H217ZM253 254V253H252ZM212 255V254H211ZM213 255H215V254H213ZM220 255V256H221ZM251 255V254H250ZM264 255V254H263ZM219 256V255H218ZM217 256V257H218ZM223 256H225L226 257V259L223 257ZM77 259H76V258ZM107 257V258H108ZM189 257H191V258H189ZM211 257V256H210ZM216 257V258H217ZM231 257V256H230ZM255 257V256H254ZM74 258V259H73ZM76 259V260H75ZM119 259V260H118ZM185 259V260H184ZM214 259V258H213ZM217 259H219V257L217 258ZM216 259V260H217ZM221 259V258H220ZM220 259H219V263H220ZM105 260V259H104ZM194 260V259H193ZM198 260V259H197ZM214 261V263H213V261H212V263L213 264H215V262H217L218 263V261ZM122 261V260H121ZM126 261H124V262H126ZM208 261V260H207ZM188 262H189V260H188ZM198 262V261H197ZM209 262V261H208ZM227 262V263H226ZM241 262V261H240ZM98 263V264H99ZM103 263V262H102ZM211 263V264H212ZM218 263V264H219ZM239 263V262H238ZM71 264H73V263H71ZM93 264V263H92ZM177 264V263H176ZM190 264V263H189ZM195 264V263H194ZM198 264V263H197ZM221 264V263H220ZM229 264H231V263H229ZM241 264V263H240Z\"/></svg>",
  "mask_w": 264,
  "mask_h": 264
}]
</instances>
